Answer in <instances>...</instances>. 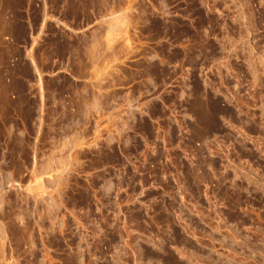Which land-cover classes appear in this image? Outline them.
I'll return each instance as SVG.
<instances>
[{
  "label": "rangeland",
  "instance_id": "obj_1",
  "mask_svg": "<svg viewBox=\"0 0 264 264\" xmlns=\"http://www.w3.org/2000/svg\"><path fill=\"white\" fill-rule=\"evenodd\" d=\"M0 264H264V0H0Z\"/></svg>",
  "mask_w": 264,
  "mask_h": 264
}]
</instances>
